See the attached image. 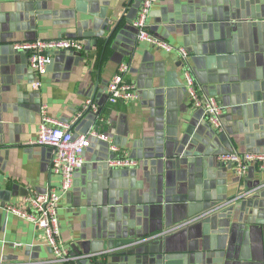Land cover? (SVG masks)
Returning <instances> with one entry per match:
<instances>
[{"label": "crops", "instance_id": "0c3cea01", "mask_svg": "<svg viewBox=\"0 0 264 264\" xmlns=\"http://www.w3.org/2000/svg\"><path fill=\"white\" fill-rule=\"evenodd\" d=\"M141 1L0 0V264L50 259L42 231L5 207L59 185L52 149L35 144L41 107L71 125L87 100L100 116L83 114L72 132L91 125L139 164L112 169L105 147L86 151L60 205L65 246L134 240L103 251L104 264H164L166 256L165 264H264V173L253 166L239 177L216 160L229 148L264 153V0H160L150 31L186 58L138 42L132 22ZM58 39L79 40L85 51L57 52L36 89L29 56L15 47ZM122 64L139 99L111 104L107 87ZM186 71L221 106L224 140L192 107ZM207 235H227L226 246L205 250Z\"/></svg>", "mask_w": 264, "mask_h": 264}, {"label": "built area", "instance_id": "2783aa9c", "mask_svg": "<svg viewBox=\"0 0 264 264\" xmlns=\"http://www.w3.org/2000/svg\"><path fill=\"white\" fill-rule=\"evenodd\" d=\"M159 2L160 0L141 1L138 14L132 22L138 42L150 44L167 52H177L183 58H186L185 48L174 47L150 31L149 19ZM15 48L28 54L30 69L34 76L36 75L33 83V87L36 89L41 86L42 77L48 74L57 52L83 53L85 51L84 43L75 39L35 40L19 43ZM128 71L129 66L127 64L120 65L116 75L108 84V101L111 104L128 103L139 99L140 93L136 85L126 79ZM185 87L192 107L195 110H202L208 123L217 131H222V108L217 99L200 92L190 71L185 72ZM90 111L96 114L101 113L99 106L95 105L92 100H87L73 123ZM73 123L70 125L59 121L49 115L46 106L41 107V122L39 123L35 144L52 149V171L59 176V185L56 188H50L44 194L28 197L26 206L10 205L5 207L8 213L34 223L42 231L45 242L51 250L50 259L42 262V264H84V262L90 261L96 263L97 260L98 264H104L99 261L108 252L74 255L72 249L65 246L61 241L60 234L59 210L61 202L73 189L75 173L84 165V155L93 146V141L109 143L110 154L114 155L107 160L109 167L128 169L139 164L137 159L131 158L106 134L96 129L91 128L86 133L75 135L72 132ZM216 160L219 164L230 165L239 177H244L253 166H257L260 172L264 173V153L229 151L217 155ZM261 188H264V185ZM258 189L259 187L247 191L227 203H222L217 209H224L232 203L252 195ZM171 231L167 230L147 237L146 241Z\"/></svg>", "mask_w": 264, "mask_h": 264}, {"label": "water", "instance_id": "95a60500", "mask_svg": "<svg viewBox=\"0 0 264 264\" xmlns=\"http://www.w3.org/2000/svg\"><path fill=\"white\" fill-rule=\"evenodd\" d=\"M116 30H117V27L112 32V35L116 32ZM182 73H185V72H182ZM183 76H184V74H183ZM183 87H184V89L186 91V87H185V83L184 82H183ZM199 111L203 112L202 110H199ZM203 114H204V112H203ZM98 115H100V114H97V116ZM210 127L213 129V127L211 125H210ZM87 129L88 130L91 129V125ZM88 130H86V132ZM213 131L218 135V137L221 140L225 139V137H226L224 135L225 133L219 132V131H217L215 129H213ZM114 143L116 144L115 141H114ZM92 145H93L94 148H100L101 146H103V147H105L107 153H110L109 143L100 142V141L94 140ZM229 151H234V150L229 148V149H227L225 151H221V152L216 153V156L219 155V154L225 153V152H229ZM109 158L106 157V160L104 159V162L105 161L107 162V160ZM220 165H225V164H220ZM253 170L254 169L251 167L250 170H249L250 173ZM261 179H263V175L261 176ZM259 182H260V180L257 181L256 184H258ZM227 239H228L227 235H216V236L215 235H207V236L204 237L203 248L205 250L223 249L226 246V244H227ZM131 243H134L133 239H120V238H113V239L111 238L109 240L102 241V243H100L98 241H95V242L81 241L80 243L77 244L79 249L78 250L77 249L74 250L72 248V253L74 255H80V254H90L92 252L93 253L101 252V251L103 252V251H108V250H113V249H119L122 246L131 244ZM164 255H166V253ZM166 260H167V262L170 260L169 256H168V258H167V256L164 258V264L166 263ZM84 264H87V262H84Z\"/></svg>", "mask_w": 264, "mask_h": 264}]
</instances>
